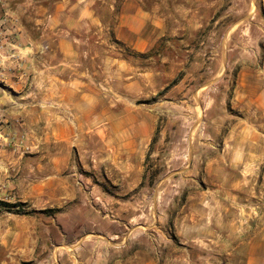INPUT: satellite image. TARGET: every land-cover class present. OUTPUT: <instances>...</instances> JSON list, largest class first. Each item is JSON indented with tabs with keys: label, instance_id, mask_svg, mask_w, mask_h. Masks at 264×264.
Returning a JSON list of instances; mask_svg holds the SVG:
<instances>
[{
	"label": "crops",
	"instance_id": "crops-1",
	"mask_svg": "<svg viewBox=\"0 0 264 264\" xmlns=\"http://www.w3.org/2000/svg\"><path fill=\"white\" fill-rule=\"evenodd\" d=\"M100 1H2L4 12L13 21L21 20L15 46L26 58L30 79L23 89L28 99L22 109L0 98V111L8 122L2 132L16 131L55 152L54 166L43 173L39 169L42 176L32 187L27 183V191L37 210L45 206L60 210L53 227L43 218L35 219L34 226L30 225L34 220H28L21 231L23 246L34 248L29 252L35 254L44 248L35 243V235L47 237L56 230L61 235L58 249L78 252L91 239V253L97 255L90 264H264V89L254 93L248 117L238 121L226 138V165L214 160L204 169L216 176L243 174L245 180L230 182L220 177L226 183L214 184L209 195L201 190L189 194L184 205L188 208L177 217L180 224L171 235V219L166 229L154 213L150 235L137 233L145 237L149 249H132L140 244L131 236L136 232L132 225L136 214L129 219L123 215L126 208L143 204L147 197L143 166L156 117L138 101L153 88V73L140 70L120 52L89 50L88 58L84 41L96 36V46L102 47L106 40L115 39L144 53L154 43L147 29L152 26L155 34L159 31L162 11L158 6L148 9L143 0H110L105 9ZM104 10L111 20L107 21ZM40 157L48 158L47 154ZM72 157L86 177L77 183L67 174ZM159 188L157 183L153 190L156 206ZM126 220L135 230L124 234L128 243L117 250L140 259L150 254V259L136 262L129 256L125 262L110 261L118 252L114 249L117 229ZM80 237H87L82 244ZM175 239L183 247V260L175 255L180 250ZM45 264L64 263L55 258Z\"/></svg>",
	"mask_w": 264,
	"mask_h": 264
},
{
	"label": "rangeland",
	"instance_id": "rangeland-1",
	"mask_svg": "<svg viewBox=\"0 0 264 264\" xmlns=\"http://www.w3.org/2000/svg\"><path fill=\"white\" fill-rule=\"evenodd\" d=\"M2 1L0 98L22 109L28 99L23 89L30 79L26 58L15 46L19 44L21 20L13 21V16L4 12ZM143 1L148 9L158 6L162 11L159 31L155 34L152 26L147 29L154 38L147 51L138 53L115 39L106 40L102 47L96 46V36L86 39L84 46L88 58L91 55L89 50L93 53L98 49L120 52L140 70L153 73V88L138 101L143 108H151L156 117L152 143L143 166L147 197L143 204L126 208L128 210L123 215L136 214L137 220L132 224L136 225V232L131 236L133 242L140 244H135L132 249L147 251L150 246L145 237L137 233L141 231L150 235L149 226L154 213L159 215V222L166 229L168 217L171 219L168 225L171 235L178 230L177 217L188 208L184 205L189 194L201 190L209 195V188L214 184L234 182L239 178L245 180L243 174L216 176L205 173L204 169L214 160L226 165L224 142L234 125L248 117V110L252 107L249 102H252L254 93L264 89V0ZM109 2L102 0L99 6L105 9ZM104 16L107 21L111 20L112 15L105 10ZM7 123L0 111V264H45L55 258L64 264L95 262L97 254L91 253V239L88 238L86 246L78 252L66 247L58 249L55 246L59 245L61 235L56 230L47 237L35 235V243L44 246L35 254L29 252L34 248L23 246L21 231L28 220H34L30 223L34 226L38 223L35 219L43 218L53 227L56 213L60 212L51 206L37 210L39 207L32 206L34 200L27 191L42 176L39 169L43 173L44 168L49 171L54 166L55 152L16 131L2 132ZM45 154L48 158L40 157ZM261 170L264 174V164ZM67 174L76 183L86 179L74 157ZM220 177L228 180L220 182ZM27 183H30L29 187ZM157 183L160 188L156 206L153 190ZM125 223L117 229L116 250L128 243L124 234L129 235L135 230L128 227V220ZM85 238L80 239L81 244ZM66 240L71 238L66 237ZM178 242L175 239L176 247L180 248L175 255L183 260L185 254H182L183 247ZM117 251L110 261L125 262L127 257L134 256L138 262L152 256L142 254L140 259L138 255ZM191 257L197 258L198 255L191 254Z\"/></svg>",
	"mask_w": 264,
	"mask_h": 264
},
{
	"label": "trees",
	"instance_id": "trees-1",
	"mask_svg": "<svg viewBox=\"0 0 264 264\" xmlns=\"http://www.w3.org/2000/svg\"><path fill=\"white\" fill-rule=\"evenodd\" d=\"M28 214V213H27ZM30 214H33V213H30Z\"/></svg>",
	"mask_w": 264,
	"mask_h": 264
},
{
	"label": "built area",
	"instance_id": "built-area-1",
	"mask_svg": "<svg viewBox=\"0 0 264 264\" xmlns=\"http://www.w3.org/2000/svg\"><path fill=\"white\" fill-rule=\"evenodd\" d=\"M0 1H2V0H0Z\"/></svg>",
	"mask_w": 264,
	"mask_h": 264
}]
</instances>
